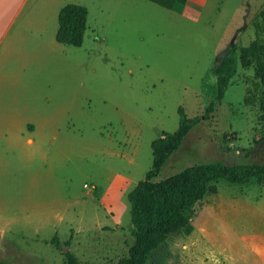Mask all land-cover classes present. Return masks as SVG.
I'll list each match as a JSON object with an SVG mask.
<instances>
[{"label": "rangeland", "instance_id": "374dc122", "mask_svg": "<svg viewBox=\"0 0 264 264\" xmlns=\"http://www.w3.org/2000/svg\"><path fill=\"white\" fill-rule=\"evenodd\" d=\"M67 3L88 11L79 47L55 40ZM30 6L17 46L0 56V264H66L67 251L81 264L126 257L135 241L128 193L151 167V142L178 127L179 108L188 117L213 110L159 179L209 162L264 164L255 67L238 65L222 98L215 82L228 52L255 39V24L264 39V0H184L173 10L147 0ZM216 194L197 205L217 203ZM173 237L145 264H169Z\"/></svg>", "mask_w": 264, "mask_h": 264}, {"label": "trees", "instance_id": "16d2710c", "mask_svg": "<svg viewBox=\"0 0 264 264\" xmlns=\"http://www.w3.org/2000/svg\"><path fill=\"white\" fill-rule=\"evenodd\" d=\"M166 10H173L184 0H147ZM87 8L67 3L58 12L57 43L81 46L87 25ZM256 25V37L246 47H233L225 57V70L216 75L218 98H222L238 65L255 67L256 75L264 83V39L259 36L263 26ZM249 90V89H248ZM250 100V99H249ZM248 103V99H244ZM264 111V98L259 99ZM213 110L209 105L202 116L188 117L178 109V127L163 131L151 142L152 164L135 188L128 193L131 223L135 241L126 257L115 264H145L153 250L165 245L169 238L181 234L189 226L198 202L207 195L225 188L258 187L264 189V164L226 165L223 162L196 164L159 179L162 166L182 145L185 137L207 118ZM223 182L218 188L217 184ZM55 242V238L53 239ZM66 264H81L70 251L64 253Z\"/></svg>", "mask_w": 264, "mask_h": 264}, {"label": "crops", "instance_id": "0c3cea01", "mask_svg": "<svg viewBox=\"0 0 264 264\" xmlns=\"http://www.w3.org/2000/svg\"><path fill=\"white\" fill-rule=\"evenodd\" d=\"M30 15V0H0V56L17 46L14 36L27 29ZM216 197L218 202L209 207L197 205L189 226L164 247L169 264H264V189L225 188ZM228 206L231 215L225 212Z\"/></svg>", "mask_w": 264, "mask_h": 264}, {"label": "water", "instance_id": "95a60500", "mask_svg": "<svg viewBox=\"0 0 264 264\" xmlns=\"http://www.w3.org/2000/svg\"><path fill=\"white\" fill-rule=\"evenodd\" d=\"M65 249H67V248H65Z\"/></svg>", "mask_w": 264, "mask_h": 264}]
</instances>
